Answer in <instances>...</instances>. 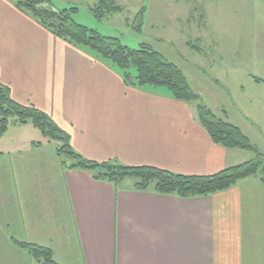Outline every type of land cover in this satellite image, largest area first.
<instances>
[{
    "label": "crops",
    "instance_id": "obj_1",
    "mask_svg": "<svg viewBox=\"0 0 264 264\" xmlns=\"http://www.w3.org/2000/svg\"><path fill=\"white\" fill-rule=\"evenodd\" d=\"M0 85L46 113L90 161L211 176L254 158L215 144L197 103L127 84L16 0H0ZM126 181L66 168L40 130L11 126L0 139V264H40L15 242L51 249L58 264H264V183L184 199Z\"/></svg>",
    "mask_w": 264,
    "mask_h": 264
},
{
    "label": "rangeland",
    "instance_id": "obj_2",
    "mask_svg": "<svg viewBox=\"0 0 264 264\" xmlns=\"http://www.w3.org/2000/svg\"><path fill=\"white\" fill-rule=\"evenodd\" d=\"M101 1L52 0L57 9L76 7V21L103 36L153 47L184 72L197 103L219 117L225 111L264 154V0H114L123 11L98 19L92 10Z\"/></svg>",
    "mask_w": 264,
    "mask_h": 264
},
{
    "label": "trees",
    "instance_id": "obj_3",
    "mask_svg": "<svg viewBox=\"0 0 264 264\" xmlns=\"http://www.w3.org/2000/svg\"><path fill=\"white\" fill-rule=\"evenodd\" d=\"M16 7L32 16L56 37L110 62L127 84L138 88H166L169 95L178 101L197 103L201 100L184 72L153 47L142 44L133 49L122 44L119 38L101 35L76 21V7L57 9L52 0H16ZM145 10L146 7H143L135 19V24L140 22L135 28L138 31L142 30ZM92 11L96 18L104 19L113 13L122 12L123 8L114 0H102ZM197 104L199 119L215 144L249 151L254 154V158L211 176L181 175L154 167L128 166L118 161H90L72 148L70 137L46 113L33 105L17 103L13 100L10 89L3 85H0V139L11 126L31 124L40 130L48 143H57V152L66 168L87 170L93 174L94 179L116 186L133 178L138 191L154 189L160 194L184 199L224 192L248 178L264 183V154L261 150L225 115L219 117L206 105ZM18 244L28 250L40 264H58L51 249L35 244Z\"/></svg>",
    "mask_w": 264,
    "mask_h": 264
}]
</instances>
